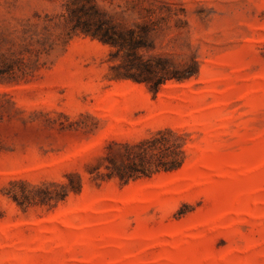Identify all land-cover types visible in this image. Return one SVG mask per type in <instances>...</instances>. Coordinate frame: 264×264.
Listing matches in <instances>:
<instances>
[{"label": "rangeland", "instance_id": "1", "mask_svg": "<svg viewBox=\"0 0 264 264\" xmlns=\"http://www.w3.org/2000/svg\"><path fill=\"white\" fill-rule=\"evenodd\" d=\"M163 128L179 169L95 178ZM0 264H264V0H0Z\"/></svg>", "mask_w": 264, "mask_h": 264}, {"label": "trees", "instance_id": "2", "mask_svg": "<svg viewBox=\"0 0 264 264\" xmlns=\"http://www.w3.org/2000/svg\"><path fill=\"white\" fill-rule=\"evenodd\" d=\"M185 133L163 128L148 137L134 142H113L110 148L116 146L120 162L105 165L104 173H97L95 178L108 180L118 178L126 183L143 176H150L158 172H168L179 169L186 160L187 148ZM113 144V145H111ZM82 186L78 175L76 183H53L45 186H33L30 190H22L19 194L12 192L11 196L18 203L38 201L47 203L51 200H63L70 191H78Z\"/></svg>", "mask_w": 264, "mask_h": 264}]
</instances>
